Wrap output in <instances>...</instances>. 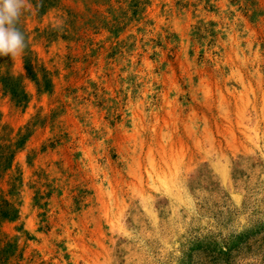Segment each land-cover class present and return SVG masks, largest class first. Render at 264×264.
<instances>
[{
	"label": "rangeland",
	"instance_id": "374dc122",
	"mask_svg": "<svg viewBox=\"0 0 264 264\" xmlns=\"http://www.w3.org/2000/svg\"><path fill=\"white\" fill-rule=\"evenodd\" d=\"M28 2L0 264H264V0Z\"/></svg>",
	"mask_w": 264,
	"mask_h": 264
},
{
	"label": "clouds",
	"instance_id": "9594fccd",
	"mask_svg": "<svg viewBox=\"0 0 264 264\" xmlns=\"http://www.w3.org/2000/svg\"><path fill=\"white\" fill-rule=\"evenodd\" d=\"M28 0H0V57L15 59L27 47L25 35L16 26Z\"/></svg>",
	"mask_w": 264,
	"mask_h": 264
},
{
	"label": "trees",
	"instance_id": "16d2710c",
	"mask_svg": "<svg viewBox=\"0 0 264 264\" xmlns=\"http://www.w3.org/2000/svg\"><path fill=\"white\" fill-rule=\"evenodd\" d=\"M1 213V212H0Z\"/></svg>",
	"mask_w": 264,
	"mask_h": 264
}]
</instances>
